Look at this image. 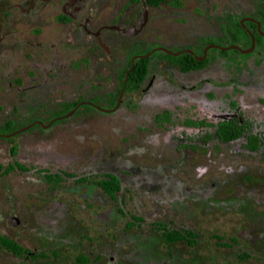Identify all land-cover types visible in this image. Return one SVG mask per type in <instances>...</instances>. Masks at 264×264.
<instances>
[{
  "label": "rangeland",
  "instance_id": "374dc122",
  "mask_svg": "<svg viewBox=\"0 0 264 264\" xmlns=\"http://www.w3.org/2000/svg\"><path fill=\"white\" fill-rule=\"evenodd\" d=\"M260 2L169 0L145 6L148 19L139 33H109L116 37L111 57L77 32L71 39L57 22L58 9L47 5L37 19L26 20L25 88L13 101L18 70L9 92L0 86V118L14 117L13 126L33 117L46 123L76 99L109 108L129 53L162 42L191 44L211 34L226 40L228 21ZM142 4L102 0L98 14L108 21L127 8L141 16ZM222 40L213 41L226 45ZM195 47L199 53L200 45ZM223 51L237 58L210 63L202 73L208 78L197 79L185 96L171 95L166 83L181 82L156 64L153 73L166 84L154 91L160 99L146 94V79L140 89L124 90L113 111L80 106L48 128L35 123L0 136V163L14 158L27 166L0 171V234L34 254L17 256L0 245V264H264V58ZM223 51L209 47L204 55ZM4 101L9 110L3 111ZM231 116L249 121L260 139L256 149L244 136L219 137L216 123ZM10 149L19 153L13 157ZM56 164L69 169V177L57 182L41 169ZM105 173L118 176L113 196L96 182ZM81 174L89 179L79 181ZM9 216L16 224H7Z\"/></svg>",
  "mask_w": 264,
  "mask_h": 264
},
{
  "label": "flooded vegetation",
  "instance_id": "af4514ba",
  "mask_svg": "<svg viewBox=\"0 0 264 264\" xmlns=\"http://www.w3.org/2000/svg\"><path fill=\"white\" fill-rule=\"evenodd\" d=\"M101 1L102 0H0V86L6 85V87H8L7 91L9 92L10 91L9 87L11 86V83H12V81H11L12 75H15L16 70H18L19 77L17 80H15V79L14 80L18 81V82H16L15 85L17 86L16 89L19 92V96H18V98H14L13 101H17V100L20 101V99H21L20 92L22 89L25 88V68L23 66L24 65L23 60H24V58L26 56V52H27V43H26V23H27V21L26 20L28 19V17H30L29 18L30 21L37 19L39 17V15L41 14L42 9L47 5H50V6L54 7L55 9L57 8L58 9V12L56 14L57 15L56 16L57 22L60 24L66 25L67 29L69 30V36L71 39H74V37L76 36V32H77L80 39H83L84 41H86V39L87 40L91 39L93 42H95L97 45H99L104 50V52L107 56L111 57L109 45L115 41L116 37L113 34H109V33L115 32L117 34L124 35V36L136 35L137 33H139L144 28V26L147 22L148 10L146 7L147 6L157 7V6H160L161 4L167 3L169 0L161 1L157 5L148 4L145 0H130L131 3L140 2V1L143 2V4H142L143 10L141 12V16H139L138 13L132 15L130 10L127 8H125L124 10H121V8H118L108 21H105L102 18V15L98 14L99 10H101L100 9L101 8V5H100ZM144 15H146V21L137 33L126 35L120 31H118L119 28L127 30L131 26L136 27L141 22ZM245 17H250L252 19H256L258 21V26H257V22L252 20V19H244L242 21V23L244 24V26H243L240 23V20H242ZM236 19L238 20L241 27L243 29H245L246 32H247V29H249L253 33V35H254V31H255L262 37V41L260 42L259 45H257V41H256L255 35H254V47H253V49L249 52L243 53L245 55H243L241 57L242 58H252L253 60L257 59V58H259V59L264 58V34H260L258 32L259 30L264 31V2L261 3L259 6H257L254 11L244 13L241 16L237 17ZM236 19L234 18V20L232 22L228 21V23L226 24V26H227L226 32H228V34H229L227 36L226 40H222L216 34H211V35H207V36H200L194 41V43H191V44L176 45L173 42H171V43L162 42V43H158L157 46L166 47L167 44H169L171 46H176L177 47L176 49H171L172 51H180V53H178L176 55H179L182 53H189L194 57H195V55L201 56L203 54L202 49L205 45H207L209 43H219L217 41H213L214 39L215 40L219 39V40L225 41V42H227L226 45L237 44L241 48H247L251 44V37H250L248 32H247V34L250 37V43L244 44V42L246 41V36H245V34H243L241 32V30L239 28H236V30L239 31V33L241 32L240 33L241 40L238 43L235 42L236 41V38H235L236 34H235V30L232 29L231 25H233V23ZM247 22L254 23L255 24L254 29L247 26V24H246ZM258 27H259V29H258ZM34 43L36 44V48L40 44V42L38 40L34 41ZM198 45H200L199 53H197L196 50L194 49V48H196L195 46H198ZM104 46L107 47L108 51L104 49ZM157 46H154V47H157ZM154 47H152V48H154ZM38 48L40 49V47H38ZM214 48H216V47H214ZM186 49L192 50L193 54L188 52ZM217 49H219V48H217ZM230 49H232V48H230ZM156 50H154V51H156ZM219 50L223 51V49H219ZM224 50H226V49H224ZM234 50H237V49H234ZM154 51H152V52H154ZM158 51L165 52L162 50H158ZM152 52L150 54H152ZM165 53H167V52H165ZM240 53H242V52H240ZM135 54H137V53H135ZM168 54H170V53H168ZM172 55L176 56L174 54H172ZM228 56H230V55L227 53H224V52H221V54H219L217 57H211V58H207L204 55V57L202 59L197 58V60H199V61L206 60L203 65L184 69L181 67L179 62L171 61L168 57L162 55L161 53H158V54H156V56H152L150 58V60L148 62L147 74L144 77V79L142 80V82L139 86V89L141 88L143 81L144 80L146 81V79H147L146 90H145L146 94L147 95L149 94V97H152L151 95H154V96H156V99H160L157 95H155L154 91H156V89H158V87H161L163 84H165L164 83L165 80H163L162 78H160L159 76L154 74L153 70H154L156 64H158L159 66L165 65L167 68H169L173 72V74L175 76L178 77V79L181 82L180 87H176V85L171 83V82L166 83L167 85H170L172 87L171 95L178 96V94H182V96H185V93L187 95L188 91H190L194 88L195 84L197 83L196 82L197 79L199 81L200 80L204 81L205 79L208 78V77H204L202 75V73L206 74V70H207L206 67L210 63H216L219 60H220L219 63L220 62L223 63V61L226 59L228 60V62H233L234 59L237 58V57L234 58V56L232 58H230ZM16 59L18 60V62H16ZM6 62H7V65H6ZM253 78H254V76H253ZM142 90H143V88H142ZM170 99L171 98H167L166 100H170ZM83 100H88V99H83ZM90 101L96 103L95 99H91ZM86 104H88V103H84L82 106H86ZM2 106H3V111H6V110H9L10 104H8V102L4 101ZM78 107H80V105ZM22 113H24V111L20 110L19 116H21ZM234 117L237 118L238 120H242V118H239L237 116H231L229 118H225V119H222L220 121L228 120V119H231ZM13 119H14V117H4V118H0V122L3 124L12 123V122H14ZM31 119H32L31 121H29L30 120L29 119L25 124L19 125L14 130L28 124L29 122H32L34 117ZM50 120L51 119H49L48 121H50ZM220 121H218L216 123V127ZM54 122H52L51 124H53ZM30 127H32V126H30ZM48 127H44V128H48ZM14 130H12V131H14ZM20 132H22V131H20ZM0 134H6V132L0 131ZM0 136H3V135H0ZM9 152L11 153V156H13V157H14V155H17L19 153L18 150H16V152L14 153L13 149H10ZM23 158H24V160L31 159L30 156L28 158L24 156ZM7 168L9 170V172L11 170L17 171V172L27 170L26 163L19 162V161L15 160L14 158H13L11 163H9L7 165L5 164L4 166L2 165V168L0 169V171L1 170H7ZM41 169L42 170H44V169L49 170V172L56 178L57 182H59L64 177H66V178L69 177V175L71 174L69 169H66L64 167H60L58 164L50 166V167H46V168H41ZM105 174H104V176H105ZM80 177L86 178V175L85 174L79 175L78 176L79 181H81L79 179ZM7 224L8 225H14V224H16V222L12 220L11 216H9L7 218ZM0 236L12 239L11 237H8V236L3 235V234H0ZM12 240L15 241L16 243H18L19 245H21L23 247V251L20 253H15V252L3 247V245L0 243V245L4 251H9V252H11L17 256L24 255L25 258H27V256H33L34 255L33 251H29L26 246H23L21 243H19L15 239H12Z\"/></svg>",
  "mask_w": 264,
  "mask_h": 264
},
{
  "label": "trees",
  "instance_id": "16d2710c",
  "mask_svg": "<svg viewBox=\"0 0 264 264\" xmlns=\"http://www.w3.org/2000/svg\"><path fill=\"white\" fill-rule=\"evenodd\" d=\"M145 1L148 4L157 5L159 2L164 1V0H145ZM175 3H176V0H175ZM246 24L250 28L254 29V26H255L254 23L247 22ZM231 26H232V29L235 30V34H236L235 35V38H236L235 42H237V43L240 42V40H241L240 33L242 32L246 36V41L244 42V44L250 43L249 35L245 31V29H243L241 27V25L239 24L237 19L234 21L233 25H231ZM236 28H239L241 30V32L239 33V31H237ZM254 35H255V39L257 41V45H259L260 42L262 41V37L255 31H254ZM150 48L151 47H147L143 51H141V50L132 51L131 53H129L126 56L125 65H124V68H123L121 75H120V78H119L120 79L119 84L109 99V107H112L117 100L118 92L121 88V84L123 82L125 72L130 67L131 56L135 53H138V52L139 53L147 52ZM231 50L238 52L237 50H234V49H231ZM156 51H158V50H156ZM161 53H162V55L168 57L171 61L179 62L181 67L184 69H188V68H192V67H196V66H201L206 61V60L199 61V60H197V58H195L194 56H192L189 53H182V54H179L176 56H173L172 54H168L165 52H161ZM243 55H245V54H242V56ZM152 56H153V53L148 55V56H143V57H139V58L134 59L133 67L129 71V73L127 75L126 82H125V87H124L125 91H133V90L139 89V86H140L142 80L144 79V77L147 74L148 62ZM81 100H83V99H76V100L69 101L62 109L54 112L50 116L49 119H51L54 116H60V115L65 114L67 111H69L71 108H73ZM82 105L83 104H81L80 106H82ZM86 106L90 109H94V107L90 104H86ZM31 120L32 119H30L29 121H31ZM17 127L18 126H13L10 123H5L3 125V127L0 128V131L8 133ZM250 127H251V124L246 119L238 120L237 118L234 117V118H231L228 120L220 121L217 124V133H218L219 137L224 141L233 140V139L239 138L241 136H244V137H246V140H247L246 145L250 149H256L259 146L260 139L258 138V136L255 133H253L249 130ZM1 168H2V164L0 163V169ZM48 177L53 178L54 176L49 174ZM79 179L80 180H85V179L88 180L89 177H87V176H86V178L80 177ZM96 182L103 189V191L110 196H113L115 191H117L119 189L118 177L113 173H106L105 176H102V177L96 179ZM185 233L191 234L190 231H185ZM0 243L3 245V247H5V248H7V249H9L15 253H20L23 251V247L21 245H19L18 243H16L15 241H13L12 239H9L7 237L0 236Z\"/></svg>",
  "mask_w": 264,
  "mask_h": 264
},
{
  "label": "water",
  "instance_id": "95a60500",
  "mask_svg": "<svg viewBox=\"0 0 264 264\" xmlns=\"http://www.w3.org/2000/svg\"><path fill=\"white\" fill-rule=\"evenodd\" d=\"M244 19H252V18H250V17H245V18H243L242 20H240V23H241L243 26H244V24L242 23V21H243ZM252 20L256 21V22H257V26H258V21H257L256 19H252ZM145 21H146V15H144L143 19L141 20V22H140L136 27H135V26H131V27L128 28L127 30H124V29H120V28H119L118 31H120V32H122V33H124V34H126V35L135 34V33H137V32L141 29V27L144 25ZM258 29H259V27H258ZM247 32L249 33V35H250V37H251V44H250V46L247 47V48H241V47L238 46L237 44L221 45V44H219V43H209V44H207V46H205V48L203 49V55H201V56H197V55H195V57L198 58V59H202V58L204 57V54H205L206 49L209 48V47H216V48L223 49V50H224V49H230V48H232V49H237L239 52H242V53L249 52V51H251V50L253 49V47H254V35H253V33H252L249 29H247ZM258 32H259L260 34H264V31H260V30H259ZM104 49L108 51V49H107L106 46H104ZM156 49H157V50H162V51H165V52H167V53L174 54V55L180 53V51H172L171 49H168V48H166V47H164V46H157V47L151 48L149 51H147V52H145V53H137V54L132 55L131 58H130V67H129V68L126 70V72H125V76H124L123 82H122V84H121V88H120V90H119V92H118L117 100H116L115 104H114L112 107H110V108H103L102 106H100V105H98V104H96V103H94V102H92V101H90V100H81V101H79V102H78L73 108H71L69 111H67V113H65V114H63V115H60V116H55V117L51 118V120L48 121L47 123H42L40 120H34V121L29 122L28 124H26V125H24V126L18 128V129H16V130H14V131H11V132L6 133V134H0V135H3V136H5V137H9V136H11V135H13V134H15V133H18V132H20V131L26 130L27 128H29L30 126H32V125L35 124V123L40 124V125H42L43 127H48L52 122H54V121H56V120H58V119H60V118L67 117L68 115H70L71 113H73L74 110H75L79 105L84 104V103H88V104L94 106V107H95L97 110H99V111H104V112H110V111H113V110L116 109V108L118 107V105L120 104V101H121V98H122V93H123V91H124V87H125V82H126V79H127V75H128V73H129V71L131 70V68L133 67L134 59L139 58V57H143V56H148L152 51H154V50H156ZM186 50H187L188 52H190V53L193 54L192 50H190V49H186Z\"/></svg>",
  "mask_w": 264,
  "mask_h": 264
}]
</instances>
